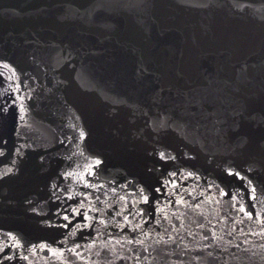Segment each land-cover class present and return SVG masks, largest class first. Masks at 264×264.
Returning a JSON list of instances; mask_svg holds the SVG:
<instances>
[{"label":"water","instance_id":"water-1","mask_svg":"<svg viewBox=\"0 0 264 264\" xmlns=\"http://www.w3.org/2000/svg\"><path fill=\"white\" fill-rule=\"evenodd\" d=\"M0 151V264H264V225L238 210L264 218V0H0ZM96 159L109 213L140 188L137 207H163L171 172L188 204L93 245L79 217L63 227L75 204L51 185Z\"/></svg>","mask_w":264,"mask_h":264},{"label":"snow or ice","instance_id":"snow-or-ice-1","mask_svg":"<svg viewBox=\"0 0 264 264\" xmlns=\"http://www.w3.org/2000/svg\"><path fill=\"white\" fill-rule=\"evenodd\" d=\"M14 71V70H13ZM10 79V78H9ZM11 87V85H10ZM17 91L19 90V85H17ZM18 99H22L19 98ZM15 103V101H14ZM21 112L24 111V105L21 103L19 105ZM21 120L24 119L23 116L20 117ZM85 133L81 131L80 136L83 138ZM17 152L19 153V149H17ZM4 153L0 151V155H3ZM161 159H168L169 157H166L164 152H161L160 154ZM171 159H175V157H170ZM15 163V162H13ZM102 161L99 159H96L94 163H86L85 166H83L81 172L76 173L75 171L71 170H65L62 175L61 184L53 183L51 185L52 191H51V197H54L56 201H61V196L58 195L57 189L59 191L63 192L65 196L67 197V200L73 201L75 206H69L68 208H61L60 212L63 213V219L64 221H67L68 223H65L63 225L64 228H67L69 226V223L72 222L73 217H79L80 223L76 224L77 230H83L84 228H87L89 230H95V237L92 238L91 243L95 245L96 239L100 238L102 235L105 234L106 230L111 228H119L121 232H124L125 229H128L132 233L143 232L142 224L147 223V220L145 217H148L149 219H155L156 223L159 224L160 216L163 215L164 219H167V214L164 213L165 207H173V206H186L188 204V201L185 200L183 195L178 191L182 185L178 184L177 180L175 179L178 176L177 172H171L169 175L173 177L174 179L166 181L164 184H162L161 187H157L154 189L155 193H162L164 188H170L171 191L167 192L166 198L164 200V206H161V200L159 197H154L151 201V208L152 211H148L147 209L143 207H137L138 203L143 204H150V197L148 194L145 193L144 188H140L137 193H132V196L134 197L133 200L129 201L128 196H120L119 200L122 202L121 207L119 210H116L114 213H109L107 211V208H111L112 205L108 204L106 208H99L96 206V202L103 201L100 200V195L97 193L103 194L107 196L108 191H111L114 196L118 195L117 189L115 187H111L108 190H105L103 184H94L92 182V179H89V177L92 178H98V172L97 169L99 168ZM78 167H80L78 165ZM250 170V169H249ZM12 173V169L8 168L5 172L0 173V179H2L4 176L9 175ZM227 174L229 176H234L237 179L240 180H247V186H250V200L255 202L257 201L256 196V186L253 184V181L246 176L241 175L239 171H235L232 168H229L227 170ZM195 176V173L188 172L187 177H193ZM182 178L183 177L181 174ZM75 179L78 181L81 191L79 192L80 199H74L72 188L71 186L62 187L63 181H69ZM122 187H127V185H122ZM88 189H91V191H88ZM222 195H229V193L224 192L223 189H220ZM190 195V194H189ZM237 195H232V199L236 200ZM177 197L175 200L172 199V197ZM59 207V205H58ZM195 207L199 208L200 205L196 204ZM255 207V204L249 205V207H245L243 205L240 206L238 209L240 212L244 213L245 216L248 217L249 220H252L253 218L259 219L261 225H264V218H261V214L259 212H256L254 214L253 210ZM86 209V210H85ZM33 211H36V209H33ZM60 212L57 213V215H60ZM90 213H99V216L90 215ZM117 217L121 219H117ZM129 217H132L133 219L130 220ZM139 218V219H137ZM101 228L105 230V232L101 231ZM9 237H11L14 241H16L17 246L23 247L22 244H20L18 238L11 232L7 233ZM109 240H116L117 244H120L121 241L116 238L112 233H107ZM125 242L127 244H137V245H143L144 241L139 239L137 235H132L124 238ZM35 247V245H33ZM43 248H48L47 244H42L40 246ZM82 245L75 244V246L71 249H68L70 253H73L77 256L80 255V253L77 251V249L81 248ZM107 247V243H106ZM51 251V249H49ZM109 251H111V248H108ZM4 249L0 248V252H3ZM63 255V252L60 253ZM100 253H97L99 255ZM9 259H12L13 257H8ZM137 264H139L140 256L139 254H136L133 257ZM20 259L27 260V256H21ZM64 264H71V261H65Z\"/></svg>","mask_w":264,"mask_h":264}]
</instances>
